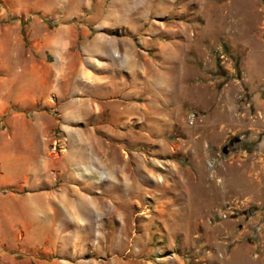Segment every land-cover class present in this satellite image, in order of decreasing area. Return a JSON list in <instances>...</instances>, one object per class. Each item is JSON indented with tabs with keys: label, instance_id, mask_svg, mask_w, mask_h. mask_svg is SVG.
<instances>
[{
	"label": "rangeland",
	"instance_id": "374dc122",
	"mask_svg": "<svg viewBox=\"0 0 264 264\" xmlns=\"http://www.w3.org/2000/svg\"><path fill=\"white\" fill-rule=\"evenodd\" d=\"M14 25L64 78L43 139L0 141V264H264V0H0Z\"/></svg>",
	"mask_w": 264,
	"mask_h": 264
},
{
	"label": "crops",
	"instance_id": "0c3cea01",
	"mask_svg": "<svg viewBox=\"0 0 264 264\" xmlns=\"http://www.w3.org/2000/svg\"><path fill=\"white\" fill-rule=\"evenodd\" d=\"M15 13H20L16 11ZM20 28L17 26H11L6 29L0 28V141L5 142V140H11L13 132H18L16 128L18 126H40V140L43 139L44 134L42 130V120L39 119L34 114L23 113L24 110H27L35 103L47 98L51 94L62 93V89H59V84L61 79L64 78V74L56 70L52 76L45 74L37 64L33 61H28L25 59L24 53L19 55L17 53V46L22 39L19 36ZM65 34L55 33L51 41V46L56 47L55 61L61 62L65 58V51L69 48L71 41L73 40V28L67 27L65 29ZM9 41V44L5 42ZM21 61L26 65L27 78L26 81H20L19 78L16 79L10 78V72L5 68L6 63H18ZM52 82V83H50ZM47 84V86L45 85ZM49 84V85H48ZM67 89H69L68 83ZM69 91V90H67ZM39 121V122H38ZM35 135H31L27 138V144L30 145L33 142V138L39 137L34 132ZM3 145H0V176L2 175V163L4 164L6 154L3 152ZM16 160H20L19 157H16ZM43 170V163H39V172L36 170L34 179H33V188H36L37 185L41 182ZM5 180V179H4ZM0 186H5L0 181ZM37 189V188H36ZM0 197L3 199L8 196L5 193H0ZM41 197V196H40ZM25 203L32 208V210H40L41 205L33 198L25 196ZM16 204V203H15ZM1 238V237H0Z\"/></svg>",
	"mask_w": 264,
	"mask_h": 264
}]
</instances>
